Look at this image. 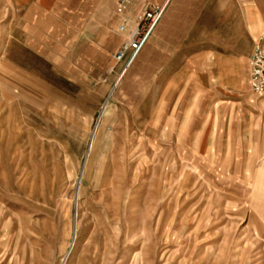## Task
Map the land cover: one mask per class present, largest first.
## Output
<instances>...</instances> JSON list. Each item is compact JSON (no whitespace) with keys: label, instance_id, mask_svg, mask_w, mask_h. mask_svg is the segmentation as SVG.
Instances as JSON below:
<instances>
[{"label":"rangeland","instance_id":"obj_1","mask_svg":"<svg viewBox=\"0 0 264 264\" xmlns=\"http://www.w3.org/2000/svg\"><path fill=\"white\" fill-rule=\"evenodd\" d=\"M165 1L0 0V264H264V26Z\"/></svg>","mask_w":264,"mask_h":264},{"label":"built area","instance_id":"obj_2","mask_svg":"<svg viewBox=\"0 0 264 264\" xmlns=\"http://www.w3.org/2000/svg\"><path fill=\"white\" fill-rule=\"evenodd\" d=\"M161 15L162 11L158 14L151 11L145 12V20L150 21L148 29L144 30L138 26L132 32L130 40L115 54V62L122 61L128 52H134L137 55L141 51ZM124 30L125 26H122V31ZM146 31L147 33H145ZM249 82L252 93L258 98L264 99V31L256 39L249 61Z\"/></svg>","mask_w":264,"mask_h":264},{"label":"crops","instance_id":"obj_3","mask_svg":"<svg viewBox=\"0 0 264 264\" xmlns=\"http://www.w3.org/2000/svg\"><path fill=\"white\" fill-rule=\"evenodd\" d=\"M169 1H167V2L165 1L164 2V4L166 5L165 7L168 6ZM231 2H233L234 5H236L235 7L239 6L238 7L239 8L238 9L239 10L238 11V15H237L236 18L243 19L244 24L246 26H248V28L250 29L251 32L257 31L262 26H264V0H238V1L231 0ZM237 2H238L239 5H237ZM197 4H198V2H197ZM230 18L231 19H236L232 15H231ZM256 39H257V37H256ZM255 40H254V43H253V47L251 49V53H250V56H249V61H250V58H251L253 50H254ZM249 61H248V81H249ZM249 89L251 91L250 82H249ZM251 93H252V91H251ZM98 129H99V125H98V128L95 131V135H96ZM95 135H94V139H95Z\"/></svg>","mask_w":264,"mask_h":264}]
</instances>
